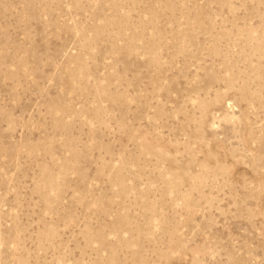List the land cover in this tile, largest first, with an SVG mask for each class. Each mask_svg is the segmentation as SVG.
Instances as JSON below:
<instances>
[{"label":"rangeland","instance_id":"374dc122","mask_svg":"<svg viewBox=\"0 0 264 264\" xmlns=\"http://www.w3.org/2000/svg\"><path fill=\"white\" fill-rule=\"evenodd\" d=\"M0 264H264V0H0Z\"/></svg>","mask_w":264,"mask_h":264}]
</instances>
